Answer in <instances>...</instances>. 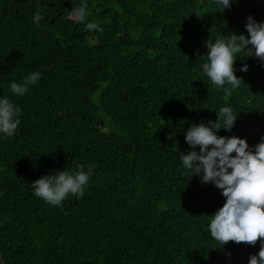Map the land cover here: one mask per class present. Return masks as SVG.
I'll return each mask as SVG.
<instances>
[{
  "label": "trees",
  "instance_id": "obj_1",
  "mask_svg": "<svg viewBox=\"0 0 264 264\" xmlns=\"http://www.w3.org/2000/svg\"><path fill=\"white\" fill-rule=\"evenodd\" d=\"M0 0V96L22 109L16 134L0 139L3 264H248L256 246L224 250L207 225L225 203L214 185L186 173L191 124L238 116L231 133L254 147L264 137V64L238 55L240 87L226 95L202 75L205 42L264 22V0ZM39 5L45 18L36 25ZM249 65L247 73L238 69ZM43 73L29 94L10 83ZM92 168L85 195L52 207L31 184L58 170Z\"/></svg>",
  "mask_w": 264,
  "mask_h": 264
},
{
  "label": "clouds",
  "instance_id": "obj_2",
  "mask_svg": "<svg viewBox=\"0 0 264 264\" xmlns=\"http://www.w3.org/2000/svg\"><path fill=\"white\" fill-rule=\"evenodd\" d=\"M235 0H212L216 8L228 10ZM70 17L84 24L88 31H103L95 20H88V6L72 2ZM45 13L37 6L33 23H39ZM244 34L216 38L205 42V55H198L202 75L212 87L226 95L236 91L243 81L236 75L238 60L249 58L264 64V22L247 17ZM242 54L243 59H237ZM247 73L249 65L238 69ZM43 73L33 71L21 81L10 83L14 96L29 94L42 79ZM216 120L191 124L184 133L188 146L186 153H179V161L186 173L200 179L202 185L211 184L220 190L225 203L213 215L207 225L208 235L224 250L229 242L256 246L259 251L249 257L248 264H264V137L254 147L246 139L237 136H221L231 133L238 116L230 106L215 112ZM22 109L8 96H0V139L13 137L21 124ZM93 176V169L78 166L74 170H58L42 176L30 186L33 195L52 207H60L69 197L80 199L85 195ZM0 264H3L0 258Z\"/></svg>",
  "mask_w": 264,
  "mask_h": 264
}]
</instances>
